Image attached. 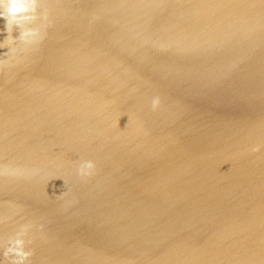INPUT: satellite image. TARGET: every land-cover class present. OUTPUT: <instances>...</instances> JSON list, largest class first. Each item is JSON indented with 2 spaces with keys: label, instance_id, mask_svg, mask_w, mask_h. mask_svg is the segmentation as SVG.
Returning a JSON list of instances; mask_svg holds the SVG:
<instances>
[{
  "label": "water",
  "instance_id": "95a60500",
  "mask_svg": "<svg viewBox=\"0 0 264 264\" xmlns=\"http://www.w3.org/2000/svg\"><path fill=\"white\" fill-rule=\"evenodd\" d=\"M39 12L40 42L0 70L17 173L0 176V264L25 225L28 264H264V0Z\"/></svg>",
  "mask_w": 264,
  "mask_h": 264
},
{
  "label": "clouds",
  "instance_id": "9594fccd",
  "mask_svg": "<svg viewBox=\"0 0 264 264\" xmlns=\"http://www.w3.org/2000/svg\"><path fill=\"white\" fill-rule=\"evenodd\" d=\"M40 4L41 0H0V19L6 21V29L9 33L8 38L0 43V48L8 47L10 50L6 53V59L0 58V70L6 67L10 58L15 57L18 48L16 45L23 46L24 49H28L40 42L42 39L41 30L33 27L40 19ZM43 19L48 20L47 12L43 14ZM14 27L19 28L20 35L18 39H13L11 33ZM161 100L159 97H155L152 100L151 107L155 111L160 107ZM260 146H256L252 149L253 152H260ZM95 170V164L91 161L82 163L78 168V175L82 178H89L93 175ZM12 174L16 175V172L9 173L6 166H0V176ZM0 222L2 218H0ZM30 226L25 225L16 234V236L7 242V247L4 249L5 259H10V264H28L33 253L26 250L25 236L29 231ZM0 247H4L0 243Z\"/></svg>",
  "mask_w": 264,
  "mask_h": 264
}]
</instances>
